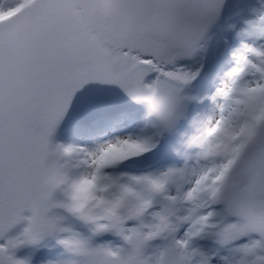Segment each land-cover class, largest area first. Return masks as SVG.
Instances as JSON below:
<instances>
[{"label": "snow or ice", "instance_id": "obj_1", "mask_svg": "<svg viewBox=\"0 0 264 264\" xmlns=\"http://www.w3.org/2000/svg\"><path fill=\"white\" fill-rule=\"evenodd\" d=\"M0 264H264V0H0Z\"/></svg>", "mask_w": 264, "mask_h": 264}, {"label": "bare ground", "instance_id": "obj_2", "mask_svg": "<svg viewBox=\"0 0 264 264\" xmlns=\"http://www.w3.org/2000/svg\"><path fill=\"white\" fill-rule=\"evenodd\" d=\"M210 51V48H209V50H208V52ZM208 52L206 53V55H205V57H204V59L206 60V56L208 55ZM41 252H43V251H40V252H38L37 254H40ZM37 254H36V260H37ZM38 261V260H37Z\"/></svg>", "mask_w": 264, "mask_h": 264}, {"label": "rangeland", "instance_id": "obj_3", "mask_svg": "<svg viewBox=\"0 0 264 264\" xmlns=\"http://www.w3.org/2000/svg\"><path fill=\"white\" fill-rule=\"evenodd\" d=\"M217 66V65H216ZM216 66H214L213 70L216 68Z\"/></svg>", "mask_w": 264, "mask_h": 264}]
</instances>
